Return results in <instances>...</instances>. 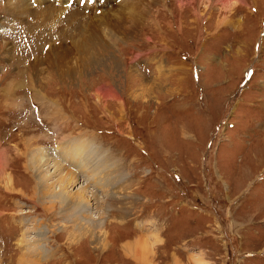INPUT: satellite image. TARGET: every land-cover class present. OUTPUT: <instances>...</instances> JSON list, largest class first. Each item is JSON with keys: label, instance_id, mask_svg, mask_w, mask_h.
<instances>
[{"label": "rangeland", "instance_id": "rangeland-1", "mask_svg": "<svg viewBox=\"0 0 264 264\" xmlns=\"http://www.w3.org/2000/svg\"><path fill=\"white\" fill-rule=\"evenodd\" d=\"M134 1L0 0V171L18 191L0 184V264H264V0ZM71 4L81 30L43 17ZM81 146L103 172L89 207L34 197L29 160H64L83 181ZM88 217L105 250L73 239Z\"/></svg>", "mask_w": 264, "mask_h": 264}, {"label": "bare ground", "instance_id": "bare-ground-1", "mask_svg": "<svg viewBox=\"0 0 264 264\" xmlns=\"http://www.w3.org/2000/svg\"><path fill=\"white\" fill-rule=\"evenodd\" d=\"M20 1H21V3L18 2V4H34V5L37 4V7L39 5H41V7H42V4H48L49 3V0H20ZM131 3L132 4H136L134 0H131ZM100 5H102V6L103 5H108V3L106 4L105 2H103ZM93 6H94V4H87V7H91L92 8ZM130 7H132V5L127 3L121 8H124L125 10L127 9L130 13H133L132 8H130ZM105 8H107V7H104V9ZM47 9H48V7H47ZM47 9H45V10H47ZM49 9L51 11L48 10L50 12L48 14H46V15L44 14L45 13V11H43L44 9L43 10L41 9L42 10L41 11L42 14L45 15V16H43L45 19H48V18L54 19L55 17H57L58 19H62L61 17L63 16V14H65L66 15V17H65L66 19H62L61 21H63V22L65 21V23L75 22L73 25L77 26V27H80V30L82 29V26L84 24L83 17H82V15H83L82 12L73 9V7L72 8L70 7L69 9H63L62 7H57L56 6V7H51V8L49 7ZM116 9H119V8H115V9H112L111 11L105 12V14H103L104 16H102L101 18H98V19H101L102 21L103 20L104 21H107V20L109 21V19L106 17V15H110L109 18H112V19L109 22L112 23L113 19H115V17H118V15H120V13L117 15L118 11ZM124 9H122V10L124 11ZM27 11H31V10H27ZM124 14H129V13L127 12V13H124ZM58 15H60V16H58ZM130 16H131V14H130ZM106 24L107 23H105V25ZM86 27L88 28V24H85L83 29H85ZM72 29H74V28H72ZM86 31H87V34H85ZM133 31H134V28H131V26H127L126 29L123 28L120 32H123V33H125V35H127V32H133ZM95 32H97V31L93 30V29H86L85 31L82 32V35H81V37H79V39L83 38V36L89 37V35L91 37L98 36V33H97V35H95ZM118 32H119V30L117 31V33ZM119 35H120V33H119ZM75 36H78L77 33H76ZM110 37L111 38L112 37H116L115 33L111 32L109 36L107 35L106 37L105 36L98 37L97 39H92V38L89 39L90 38L89 37L87 42L85 43V44H88L89 47L84 46L85 45V44L83 45L84 42L80 43L83 46H78V47L81 48L83 54L90 55L91 54L90 50H92V48H94L96 46L97 47H102V46L107 45L108 40L110 39ZM76 43H78V41ZM59 49H61V48H59ZM67 51H69V50H67ZM73 147L74 146H72V148ZM81 147L86 150L88 156L83 155V151L81 150ZM81 147L75 149L76 152L74 153V161L78 164V168H81V169L83 168L84 169V167H85L87 169L86 172H89L90 170L92 171V172H90V173H88L86 175V177L84 178L83 181L81 180V177L76 179V174L77 173L75 171L64 173L65 172L64 165L66 166V162L64 160H60V158H62V159L64 158V156H61L62 153H63L62 152L63 150L60 152V148L57 149L56 152H57V154L59 152V156H57V157L62 162V164L60 162H55V161H54V164H52L51 160H55V158L48 157V156H46V158H45L44 156L43 157H38V155H37V156H33V158L31 160H29L30 164L28 166V169L29 170L31 169L30 171L32 172V175L35 177L36 182H37L36 186L34 187L35 189L33 190L34 191L33 192V196L34 197L37 196L38 192L42 191V192H45L48 195H50L52 198L55 197V198L59 199L64 206L65 205L68 206V205H71V204H77L78 206L79 205H85V207H89V205L91 204V201L89 199L90 197L86 195V192H87V190H89L87 193L88 194L92 193L93 196H94L95 193L93 192V190L90 191V187H89L88 183L91 180H95L94 181V184H95L94 187H97V184H99V182L100 183L102 182L101 178H103V176H102L103 172L102 173H100V172L98 173L97 164H100L101 162H100V160L98 158H96L93 155L92 151L95 152V150L94 149H90L88 146L87 147L86 146L85 147L81 146ZM70 152L71 153H70V155L68 154V156L72 157V153L73 152L72 151H70ZM42 155H43V152H42ZM90 156H92V157H90ZM93 169L97 170V172L95 173ZM76 183L77 184L81 183L82 184L81 188L78 191H76V192H74L73 190H71V192H70L69 188L73 187ZM0 184H3V188H5L9 192H12V191L18 192V191H16V187H15V184H14V177H12L8 173H5V172L3 173V172L0 171ZM74 199L76 200V202L74 201ZM92 207H93V205H92ZM96 219H98V218H96ZM99 219L103 220V217L99 216ZM82 222H84V223H82ZM90 222H91V224H90ZM63 226L64 225H59V224L56 225V226L53 225V228L51 227L50 230H55L56 228H63L64 229L65 227H63ZM99 226H100V223H92V218L91 217L85 218L84 221L80 220V222H79V228L80 229L79 230L77 229L78 231H74L73 232V239H75V241H76V240H79L81 237L90 236L92 241L96 242V245L98 246V248H102L103 250H105V247H106V240L105 239H106L107 233H105L104 230H100ZM32 231H35V230L34 229H31V230L29 229L28 231L26 230L27 233H30ZM39 233L40 232L38 231L37 232V236H38ZM22 241H23V238H22ZM24 241H25V243H24L25 246L26 247L29 246V248H30L31 243H37L38 239H37V237L30 239L29 236H26L24 238ZM125 248H128V247L126 246ZM128 249H130V248H128ZM26 250H28V248H26ZM37 262H38L37 260H35L34 258L28 257L26 254L23 256V259L22 258L18 259V263L19 264H38Z\"/></svg>", "mask_w": 264, "mask_h": 264}]
</instances>
